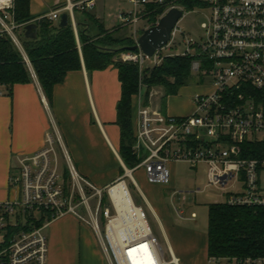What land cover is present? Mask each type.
<instances>
[{
    "label": "built area",
    "instance_id": "built-area-1",
    "mask_svg": "<svg viewBox=\"0 0 264 264\" xmlns=\"http://www.w3.org/2000/svg\"><path fill=\"white\" fill-rule=\"evenodd\" d=\"M0 2V35L10 36L33 73L16 36L24 26L14 21L15 1ZM129 2L132 11L120 12L116 17L119 25L113 29H130L128 38L135 46L141 33L157 25L168 12L177 10L183 18L186 13L182 6L190 5L192 0ZM204 4L210 7L211 13L202 25L201 43L196 44L178 28L180 18L167 44L152 57H146L139 48L123 57V61L138 68L133 101L135 140L131 148L138 160L135 167H124L118 180L97 189L77 174L66 157L67 180L61 182L65 178L64 170L60 175L61 148L55 132L46 134L38 152L16 157L12 168L15 173L10 176L14 199L0 203V264H48L46 228L66 215L83 220L78 213L80 209L87 213L107 264H130V253L139 247L146 248L154 264H178L170 250L167 254L163 251L142 208L135 205L125 184L128 178L136 187L132 174L139 169L149 184L168 186L171 163H187L191 168L203 164L207 166L208 186L223 192L227 187L234 189L225 193L223 204L264 208V189L259 181L264 172V0H207ZM95 5L96 0H65L64 6L44 18L56 22L60 14L66 13L74 27V12L91 13ZM154 16V23L142 32L137 31L136 24L141 18ZM178 34L184 38L185 50L164 55V50H171ZM174 57L192 58L191 74L211 79V91L195 94L193 112L185 117L164 114L159 107L152 106V98L159 93L144 82L146 70L160 65L165 58ZM145 60L152 67L143 68ZM245 145L250 147L246 152ZM253 145L258 148L253 150ZM252 152L253 158L243 157L244 153ZM239 183L243 187L237 191L234 185ZM121 185L127 197L122 205L113 197V189ZM176 194H171L172 200ZM91 202H94L93 210ZM176 213L183 216L182 211L176 210ZM208 262L264 264V256L212 257Z\"/></svg>",
    "mask_w": 264,
    "mask_h": 264
},
{
    "label": "crops",
    "instance_id": "crops-1",
    "mask_svg": "<svg viewBox=\"0 0 264 264\" xmlns=\"http://www.w3.org/2000/svg\"><path fill=\"white\" fill-rule=\"evenodd\" d=\"M64 4L65 0H30L32 22L48 16ZM58 20L53 22L56 26ZM77 25L74 19V27H71L81 58V70L68 72L63 83L54 87L50 104L34 72H30V83L16 84L11 95L0 96V203L14 199L10 176L15 173L12 168L16 157L41 150L46 134L52 132L56 133L62 152L77 174L93 187L104 189L124 173L126 166L119 155L120 130L115 124L116 105L121 97L118 70L113 66L101 71L86 70ZM22 29L16 32L17 38H23ZM155 106L164 114L175 117L189 116L193 112L192 101L170 108L166 102L163 106L162 103ZM175 164L169 165L171 179L168 186L144 181L143 189L137 184L136 188L163 234L167 252L170 250L178 264H209L208 224L207 229L200 231L190 226L194 222L193 214L189 219L182 216L177 221L166 207L163 192L171 189L176 192L172 175ZM142 175L144 178V172ZM79 215L83 220L66 215L46 228L48 264H106L87 213L86 216Z\"/></svg>",
    "mask_w": 264,
    "mask_h": 264
},
{
    "label": "trees",
    "instance_id": "trees-1",
    "mask_svg": "<svg viewBox=\"0 0 264 264\" xmlns=\"http://www.w3.org/2000/svg\"><path fill=\"white\" fill-rule=\"evenodd\" d=\"M14 21L27 25L34 21L29 13L30 0H14ZM85 14L86 20L77 25L78 40L84 66L87 71H101L109 66L118 70L121 83V97L116 105V122L120 130L119 155L129 169L138 163L131 148L135 140L134 96L138 86V68L136 65L113 62L116 47H131L128 37H115L119 29L105 30L94 16ZM156 16L152 17V23ZM37 24V39L27 40L19 36L18 40L31 65L48 103H51L55 86L63 83L68 72L81 70V58L77 41L70 21L58 28L46 18L34 22ZM95 25L96 31L90 25ZM91 32H93L91 34ZM126 49V48H125ZM123 51V50H122ZM192 58H165L162 63L145 71V83L161 88L165 96L176 95L191 78ZM31 82V73L18 47L6 33L0 35V87L4 95H11L16 84ZM245 152L249 145L243 146ZM253 150L258 145L251 147ZM244 158H253L244 153ZM67 180V172L64 170ZM106 203V199H103ZM208 257L264 256V208L232 207L226 204L208 206Z\"/></svg>",
    "mask_w": 264,
    "mask_h": 264
},
{
    "label": "rangeland",
    "instance_id": "rangeland-1",
    "mask_svg": "<svg viewBox=\"0 0 264 264\" xmlns=\"http://www.w3.org/2000/svg\"><path fill=\"white\" fill-rule=\"evenodd\" d=\"M199 1H201L203 4ZM206 1L207 0H192L190 5L182 6V10L186 14L178 22V28L185 34L187 38L192 39L196 44L201 43V38L204 36L202 25L206 22L207 17L211 13L210 7L204 4ZM132 9L133 7L129 0H96L95 9L90 13V15L94 16L95 19H97L98 24L102 25L105 30H111L119 25V22L116 20L117 15L120 12L129 13L132 11ZM85 16L86 15L81 12H74V19L77 24L85 21ZM152 22V17L141 18L136 24L137 31L142 32ZM90 26V28L95 32L97 29L96 26L92 24ZM130 32L131 30L128 28L122 29L118 33L114 34L113 38L128 37ZM92 33L93 32H91V34ZM183 40V36L178 34L175 44L171 46V50L166 49L164 50L163 54L167 55L182 53L185 50ZM112 47L116 48L112 58L113 62L131 64L129 62L123 61V57L128 55V52H130L125 49L127 47L123 48V51L119 50L121 47H116L115 45H112ZM142 67H152V64L149 60H145ZM210 83L211 79L209 77L198 78L195 74H191V78L189 79L188 83L183 88H181L176 95L168 96L166 98L165 102L167 103V107L170 108L171 105H182L184 102L186 104H190V101H192L195 94H204L209 91ZM154 88H156L155 90L157 91V94H159L158 96H154L152 98V106L162 103V98L165 96L164 91L161 88ZM147 104L149 105V102H147ZM61 152L62 148L61 151L59 150L61 167L60 175H62V171L67 167L64 163V160L67 161L66 156L63 152ZM172 168V175L174 177V190L178 192V194L172 201V204L174 205L172 206L171 194L174 192L173 189L168 192H163L166 207L169 209L173 218L177 221L179 216L177 215L176 210L182 211L183 217L186 219H189L193 214L194 222L190 223V226L197 227L198 230L204 231L207 229L208 206L212 204H223L225 201V193L232 192L234 189L227 187V191L223 192L220 190V188L208 186L206 165L200 164L197 168H191L187 163L180 162L173 165ZM142 173V170H137L132 174L139 189H143V183L144 181H147L145 176L144 180ZM124 181L129 189L135 205H138L142 208L152 234L156 237L163 251L167 254V243L160 231L158 224L153 219L154 216L144 203L138 189L132 185L128 178H125ZM259 181L261 187L264 189V172L260 175ZM61 182L65 183L66 181L65 179L61 178ZM242 187L243 185L240 183L239 185H234V188L237 191L240 189L242 190ZM197 190H200V192L195 194ZM90 205L93 210L94 202H91ZM79 212L86 216V213L83 210L81 211L80 209ZM100 249L102 251L101 247ZM102 254L104 256L105 263L107 264L103 251ZM221 264H226V262H222Z\"/></svg>",
    "mask_w": 264,
    "mask_h": 264
},
{
    "label": "water",
    "instance_id": "water-1",
    "mask_svg": "<svg viewBox=\"0 0 264 264\" xmlns=\"http://www.w3.org/2000/svg\"><path fill=\"white\" fill-rule=\"evenodd\" d=\"M181 18V13L177 10L168 12L161 18L157 25L144 30L137 42V45L127 47L126 50L135 52L138 48L146 57H152L156 50L164 47L169 38L170 33L178 20ZM68 23V15L61 14L58 20V28L65 27ZM24 39L36 40L37 39V24L34 22L27 24L22 29Z\"/></svg>",
    "mask_w": 264,
    "mask_h": 264
},
{
    "label": "bare ground",
    "instance_id": "bare-ground-1",
    "mask_svg": "<svg viewBox=\"0 0 264 264\" xmlns=\"http://www.w3.org/2000/svg\"><path fill=\"white\" fill-rule=\"evenodd\" d=\"M1 5V2H0ZM123 185L116 187L113 189V197L117 199L118 204L122 205V203L127 202L126 193L122 190ZM131 259L130 264H154L153 259L149 255L148 251H146L145 247H139L136 250H133L130 253Z\"/></svg>",
    "mask_w": 264,
    "mask_h": 264
}]
</instances>
